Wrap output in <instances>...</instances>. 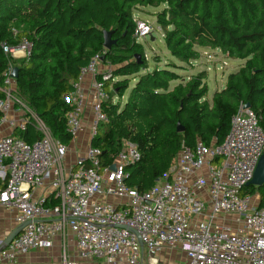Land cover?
I'll return each mask as SVG.
<instances>
[{
    "label": "built area",
    "instance_id": "1",
    "mask_svg": "<svg viewBox=\"0 0 264 264\" xmlns=\"http://www.w3.org/2000/svg\"><path fill=\"white\" fill-rule=\"evenodd\" d=\"M1 1V0H0ZM134 19V18H133ZM134 39L150 36L151 25L134 19ZM6 54L30 55V44L3 46ZM102 57L83 67L66 95V132L73 140L81 130L85 75L93 77L89 105L90 144L67 168L68 146L14 96L12 67L4 73L0 98V207L15 212L21 227L8 245L0 240V264H13L35 250L51 249L55 239L71 232L82 259L105 264H157L165 249H178L186 264H264V199L241 195L264 153V130L250 109L240 106L224 141L209 146L183 145L176 161L148 190L126 185V167L140 160L135 145L123 141L113 161L102 166L101 152L91 146L99 126L110 67L97 73ZM13 116L15 118H11ZM8 128V133L3 132ZM33 127L28 142L18 133ZM114 167V169H112ZM102 197L118 198L112 204ZM131 229V230H129ZM142 244V248L140 245Z\"/></svg>",
    "mask_w": 264,
    "mask_h": 264
},
{
    "label": "trees",
    "instance_id": "2",
    "mask_svg": "<svg viewBox=\"0 0 264 264\" xmlns=\"http://www.w3.org/2000/svg\"><path fill=\"white\" fill-rule=\"evenodd\" d=\"M143 8L159 9L155 18L165 48L178 61L194 60L196 48H209L244 60V65L229 74L224 88L210 99L202 73L169 89L170 83L181 80L175 67L150 68L133 37V14ZM104 32H111L114 40L109 50L103 47ZM23 40L30 44L27 58L16 61L4 53V45L14 49ZM96 55L112 68L114 81L105 84L102 110L107 121L91 146L100 150L106 166L123 141L135 145L140 160L126 167L125 183L138 192L151 188L174 165L183 145L222 143L242 105H249L264 130V0L0 1V98L5 71L18 68L14 96L65 145L72 140L65 126V97ZM128 90L124 103L113 100ZM178 124L182 132H177ZM33 131L28 127L18 135L30 142ZM241 195H257L261 208L264 185L246 186Z\"/></svg>",
    "mask_w": 264,
    "mask_h": 264
},
{
    "label": "rangeland",
    "instance_id": "3",
    "mask_svg": "<svg viewBox=\"0 0 264 264\" xmlns=\"http://www.w3.org/2000/svg\"><path fill=\"white\" fill-rule=\"evenodd\" d=\"M157 12H159V9L143 8L135 11L133 14L134 19L147 21L152 27V33L150 36L137 40V42L144 49L145 57L148 61L149 67L153 69L155 67H169L171 69L175 67L173 70L181 77V80L170 83L169 89H172L175 84L182 82V80L188 81L191 77L198 76L201 73L204 74L205 78L202 80V84L207 88L208 99H210L215 91H219L224 88L226 77L241 68L245 61L227 58V56L224 55L219 49L212 50L209 48H196L198 57L194 60H190L188 62L178 61L176 58L172 57L165 48L163 32L156 23L155 14ZM22 59H25V57L18 58L16 61H20ZM96 71L98 74L101 73L99 65H97ZM134 82L135 80L130 82L131 87L133 86ZM127 92H129V90ZM127 92L125 97L122 99L114 98L113 100L115 102L120 101V104L124 103L128 94ZM23 105V112L27 113L29 108L24 103ZM257 198H259L257 195L254 196L252 204H257ZM101 200H105L112 204H115L119 201L118 198L112 197H102ZM68 255V251H66V256L62 253L59 258L61 264H70L68 262ZM157 260V264H186L184 255L181 252L175 250L163 252L161 254V259L158 257ZM84 261H88V264H104V261L100 259H86Z\"/></svg>",
    "mask_w": 264,
    "mask_h": 264
},
{
    "label": "crops",
    "instance_id": "4",
    "mask_svg": "<svg viewBox=\"0 0 264 264\" xmlns=\"http://www.w3.org/2000/svg\"><path fill=\"white\" fill-rule=\"evenodd\" d=\"M11 57L15 60L18 58H22V52L21 51L16 52L13 55H11ZM107 68H108L107 65L102 64V63L99 64L100 71L107 70ZM92 80H93L92 75L87 74L84 76V78L81 81V85L86 94V107L84 109V113L81 119V130L78 133V135L73 140H71V143L67 145L68 152L64 159V164L67 168H70L78 157L83 156V154L85 153L86 149L88 148L90 144L89 128H90L92 113H91L90 106L88 105H89V100L91 98V89H92L91 85L93 83ZM10 117L12 119L15 118L13 116H10ZM3 132L8 133L9 132L8 128L3 127ZM35 136H36L35 133H33L32 137H35ZM32 137H30V139H34ZM15 217H16L15 212H9L5 210L4 208L0 207V240L6 239L17 228ZM168 250L169 251L175 250V251L181 252L178 249H165L157 256V259L158 257L159 259H161V254ZM66 251L69 252V255L67 257H68V262L70 264H88L89 263L88 261H84L86 259H82L78 255V252L76 249L75 236L71 232L68 231L65 235L64 244H62L61 238H57L55 239L54 244L51 249H47V250L40 249V250L32 251L25 256L18 257L16 262L13 264H61L59 258L62 255V253L66 256ZM184 258H185V255H184Z\"/></svg>",
    "mask_w": 264,
    "mask_h": 264
},
{
    "label": "water",
    "instance_id": "5",
    "mask_svg": "<svg viewBox=\"0 0 264 264\" xmlns=\"http://www.w3.org/2000/svg\"><path fill=\"white\" fill-rule=\"evenodd\" d=\"M111 32H104L103 37H104V43L103 46L105 49L109 50L111 48V46L114 44V40L111 39ZM138 58V57H137ZM11 77L15 80L18 77V68H12V73H11ZM242 109H249V105L246 104L242 107ZM177 132H182L183 128L180 127V125H177L176 128ZM112 169H114V167H112ZM255 186V187H261L264 185V153L262 154V156L260 157L256 168L254 170L253 173V177L250 180V182L247 184V186ZM21 227H17L6 239L4 242V246L8 245L10 243V241L13 239V237L17 234V232L19 231ZM131 230V229H129ZM132 231V230H131ZM133 232V231H132ZM141 248H142V244L140 242Z\"/></svg>",
    "mask_w": 264,
    "mask_h": 264
}]
</instances>
